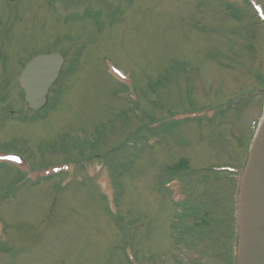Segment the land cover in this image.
<instances>
[{
	"label": "rangeland",
	"instance_id": "rangeland-1",
	"mask_svg": "<svg viewBox=\"0 0 264 264\" xmlns=\"http://www.w3.org/2000/svg\"><path fill=\"white\" fill-rule=\"evenodd\" d=\"M261 78L264 0H0V264H237Z\"/></svg>",
	"mask_w": 264,
	"mask_h": 264
},
{
	"label": "water",
	"instance_id": "water-1",
	"mask_svg": "<svg viewBox=\"0 0 264 264\" xmlns=\"http://www.w3.org/2000/svg\"><path fill=\"white\" fill-rule=\"evenodd\" d=\"M12 2L14 0H5ZM64 59L57 53L39 54L25 65L18 78L23 99L29 111H40L47 102V94L57 80ZM239 192V236L237 264H258L263 254L264 227L256 221V201L264 203V193L254 198L255 179L264 171V109L259 128L248 150ZM263 183L260 184L262 186ZM259 234L257 237L256 234Z\"/></svg>",
	"mask_w": 264,
	"mask_h": 264
},
{
	"label": "trees",
	"instance_id": "trees-1",
	"mask_svg": "<svg viewBox=\"0 0 264 264\" xmlns=\"http://www.w3.org/2000/svg\"><path fill=\"white\" fill-rule=\"evenodd\" d=\"M257 95H260L261 97L264 96V79H263V78L260 79L259 84H258L257 87H255L254 89H252L251 92H248V93H247V99H246L245 101H249V100H251V98H252L253 96H257ZM233 106H234V103H233V102L228 103L227 105L223 106V107L220 109V112L225 113V111H226L228 108L233 107ZM232 174H233L232 176H235V178H234V181H235V180H236L237 172H236V174H235V173H232ZM177 205H179L178 212L181 211L182 213H184V214H185L184 217L194 216V221H193V223L196 222V224H193V223H192V224H193L194 226H196V227H199V224H200V223H199V219H201V213H200V212L203 210V207L200 206L199 209H198V211L195 213L193 210L190 211L189 208H191V206H190L189 204H187V201H186V203H185L184 206H182L181 203H179V204H177ZM192 207H193V206H192ZM174 223L178 225L176 219H175V222H174ZM177 228H178V226H177ZM175 230H176V226H175ZM189 233H190V230H189ZM189 233L187 232V234H189ZM190 235H191V236H194L193 234H190ZM235 240L237 241V237H234V241H235ZM234 263H235V262H234Z\"/></svg>",
	"mask_w": 264,
	"mask_h": 264
},
{
	"label": "bare ground",
	"instance_id": "bare-ground-1",
	"mask_svg": "<svg viewBox=\"0 0 264 264\" xmlns=\"http://www.w3.org/2000/svg\"><path fill=\"white\" fill-rule=\"evenodd\" d=\"M257 197L259 198V194L257 195ZM255 205L256 206L253 211H255L257 224L260 227H264V203L258 200L256 201Z\"/></svg>",
	"mask_w": 264,
	"mask_h": 264
},
{
	"label": "flooded vegetation",
	"instance_id": "flooded-vegetation-1",
	"mask_svg": "<svg viewBox=\"0 0 264 264\" xmlns=\"http://www.w3.org/2000/svg\"><path fill=\"white\" fill-rule=\"evenodd\" d=\"M48 53H53V52H48ZM48 53H39V54H48ZM39 54H36L35 56H37V55H39ZM35 56H33V57H35ZM27 63V62H26ZM26 64H23V66H22V70H23V68H24V66H25ZM21 70V71H22ZM21 71H20V73H21ZM19 73V74H20ZM19 74H18V76L17 77H19ZM60 74V73H59ZM17 80H18V78H17ZM17 80L15 81V82H17ZM18 83V82H17Z\"/></svg>",
	"mask_w": 264,
	"mask_h": 264
}]
</instances>
